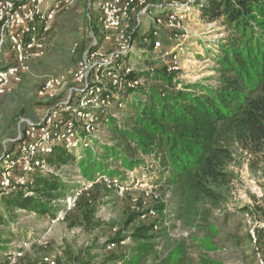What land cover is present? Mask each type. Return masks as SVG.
<instances>
[{
    "label": "rangeland",
    "instance_id": "1",
    "mask_svg": "<svg viewBox=\"0 0 264 264\" xmlns=\"http://www.w3.org/2000/svg\"><path fill=\"white\" fill-rule=\"evenodd\" d=\"M197 1L200 0H160L179 5L177 13L180 25L173 29L166 26L165 19L156 27L149 18L154 14H142L140 21L143 29H149L153 24L157 30L158 36H155L154 41L160 39L161 53L143 52L142 44L135 41L132 48L136 58L125 60L124 64L134 72L154 71L168 67L172 64L171 61L177 59L179 69L173 74L183 83L179 84V88L194 82L217 84L219 66L216 55L229 32L221 26L220 19L203 20L196 9ZM100 3L101 0H67L58 10L42 41V56L52 54L49 56L55 57V64L51 65V76L74 68L77 58L86 51L100 48L104 58L119 51L118 33L107 32L102 27ZM162 14L165 15L164 12ZM61 18L66 23L59 27L58 19ZM130 18L126 22L133 25L136 16L131 15ZM165 51H169V54L164 55ZM56 64L64 67L58 72ZM71 81L70 78L69 82ZM151 83L152 81H144L146 86ZM71 85L70 83L68 87ZM61 98L62 94L59 95V100ZM128 98L132 99V96ZM56 103L57 100L50 106ZM22 127L23 125H18L16 132L3 142L0 156L10 147L11 139L18 135ZM105 136L111 143L108 142L109 139L98 140L92 148L71 151L74 157L60 167L53 165V174L68 186L65 195L54 202L59 207L55 218L18 208L12 209L9 214L4 205L0 207V264L5 261L9 252L14 251L16 245L30 238H41L46 243H33L12 264H39L47 254L53 255L59 264H125L113 260V255L130 252L131 246L135 244L131 236L133 229L140 222L146 223L153 219L148 215L142 216L128 226L130 213L153 211L157 205L162 204L165 205L162 213L151 214L164 218L163 224L156 228L160 235L155 239L156 249L141 264H159L180 243L185 244L188 249L185 264H256L246 228L245 210L256 202V193L264 184L263 156L257 160L234 143V160L229 165L234 179L223 188L226 200L217 205L201 199L195 206L198 212L196 216L186 219L176 208L178 197L174 196V187L167 186L166 183L155 185L159 182L160 171L153 167L154 164H150L153 163L151 157H143L146 164L144 169L125 171L118 166L123 176L111 177L121 181L124 190L110 188L102 173L94 180L82 174L79 161L86 156V149L96 152L99 157L104 154L103 144L111 146L116 142L111 139V132L107 131ZM100 170L101 165L97 164L92 173ZM79 191L86 200L76 209L75 203L69 204L66 197ZM254 208L264 217V211L257 206ZM114 239L121 240L117 242Z\"/></svg>",
    "mask_w": 264,
    "mask_h": 264
},
{
    "label": "trees",
    "instance_id": "2",
    "mask_svg": "<svg viewBox=\"0 0 264 264\" xmlns=\"http://www.w3.org/2000/svg\"><path fill=\"white\" fill-rule=\"evenodd\" d=\"M196 9L203 20L220 19L229 32L216 55L219 82H194L179 88L183 83L169 66L134 72L132 77L152 83L120 93L124 106L118 112L124 117L113 118L108 126L116 142L103 144L104 154L99 157L86 149V156L79 161L82 174L94 180L101 173L122 177L119 168L144 169L143 157H151L150 164L160 171L155 185L174 187L176 208L186 219L196 216L195 206L201 199L217 205L226 200L223 188L234 179L229 169L234 143L257 160L264 157V0H200ZM142 29V25L132 27V38L149 53L154 49L157 30L153 24ZM72 157L68 149L59 146L47 160L60 167ZM97 164L101 170L95 175L92 171ZM33 177L35 185L8 195L3 200L4 209L9 214L18 208L55 218L59 207L54 202L65 195L68 186L51 172H37ZM85 200L80 194L75 208ZM164 208V204L157 205L155 212L162 213ZM146 213L131 212L127 225ZM149 216L151 221L140 222L133 229L135 244L130 252L115 254L113 260L141 264L155 251V239L160 236L156 228L164 218ZM187 258V246L180 243L159 264H185Z\"/></svg>",
    "mask_w": 264,
    "mask_h": 264
},
{
    "label": "built area",
    "instance_id": "3",
    "mask_svg": "<svg viewBox=\"0 0 264 264\" xmlns=\"http://www.w3.org/2000/svg\"><path fill=\"white\" fill-rule=\"evenodd\" d=\"M66 1L0 0V54L5 48L15 54L13 63L0 68V96L13 88L12 82L21 81L22 73L30 68L29 61L32 58L42 57V41ZM100 10L103 29L118 33L119 51L108 58H104L100 48L86 51L77 59L75 69L49 76L42 82L38 96L55 99L57 103L50 106L38 120L24 119L25 125L0 156V207L8 195L34 186L35 173L55 171L47 157L57 147L63 146L71 152L79 148H92L98 140H108L105 135L111 120L122 119L118 112L124 106L119 100L120 93L126 88L145 86V79L132 77L134 71L124 64L125 60L131 61L135 57L131 29L142 25L140 16L144 13L154 14L149 18L156 27L164 19L169 28L180 25L177 3L160 0H101ZM131 15L136 16L133 25L126 22L131 19ZM155 36H158L157 31ZM153 47L154 53H161L160 39L154 41ZM163 54L168 55L169 51ZM177 62V59L171 61L170 70L179 69ZM70 83L72 85L68 87ZM60 94L63 98L59 100ZM103 178L110 188L124 190L123 183L118 179L106 174ZM80 194L81 191L76 192L66 199L69 204H76ZM255 206L264 211V184L256 193V202L245 210L246 228L256 264H264V217L258 214L260 212ZM151 214L157 213L155 210L148 211L143 216ZM33 243L46 242L41 238L25 239L13 248L14 251L9 252L1 264H12ZM39 264H58V261L53 255L47 254Z\"/></svg>",
    "mask_w": 264,
    "mask_h": 264
},
{
    "label": "crops",
    "instance_id": "4",
    "mask_svg": "<svg viewBox=\"0 0 264 264\" xmlns=\"http://www.w3.org/2000/svg\"><path fill=\"white\" fill-rule=\"evenodd\" d=\"M58 21L59 27L66 23L63 18ZM80 54L81 52L78 55ZM49 55L52 54L32 58L29 61L30 68L22 73L21 81L12 82L13 88L7 94L0 96V146L16 132L18 125H25L24 119L38 120L46 107L55 101L48 97L40 98L37 92L40 84L42 85V82L53 72L51 65L55 64L53 62L55 57ZM14 61V52L5 48L0 54V68H6ZM55 66L58 68V72L60 68L64 67L61 64Z\"/></svg>",
    "mask_w": 264,
    "mask_h": 264
},
{
    "label": "water",
    "instance_id": "5",
    "mask_svg": "<svg viewBox=\"0 0 264 264\" xmlns=\"http://www.w3.org/2000/svg\"><path fill=\"white\" fill-rule=\"evenodd\" d=\"M1 161V160H0Z\"/></svg>",
    "mask_w": 264,
    "mask_h": 264
}]
</instances>
